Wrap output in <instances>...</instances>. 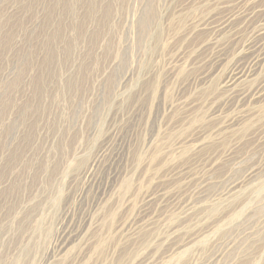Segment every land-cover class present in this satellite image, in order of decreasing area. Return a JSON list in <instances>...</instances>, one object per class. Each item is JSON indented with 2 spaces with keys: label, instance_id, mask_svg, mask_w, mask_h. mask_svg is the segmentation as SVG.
<instances>
[{
  "label": "rangeland",
  "instance_id": "1",
  "mask_svg": "<svg viewBox=\"0 0 264 264\" xmlns=\"http://www.w3.org/2000/svg\"><path fill=\"white\" fill-rule=\"evenodd\" d=\"M262 14L0 0V264H264Z\"/></svg>",
  "mask_w": 264,
  "mask_h": 264
},
{
  "label": "bare ground",
  "instance_id": "2",
  "mask_svg": "<svg viewBox=\"0 0 264 264\" xmlns=\"http://www.w3.org/2000/svg\"><path fill=\"white\" fill-rule=\"evenodd\" d=\"M262 15L264 16V14H262ZM260 19L261 18L259 17V20ZM259 25H260V27L257 30V32H255V30L253 29L252 34L250 36V39L246 45V50L249 54L245 60L246 61L250 60V67L246 70L245 69L246 66L238 65L239 62L243 61V60H239L234 67H231L232 68V72H231L232 75L230 77V82L233 80L240 81V80L245 79L246 77H252L253 75L257 74L258 70H264V21L262 24H259ZM227 26H228V21H226V22L222 21L218 24L216 29H217L218 33H223L228 28ZM216 29H215V31H216ZM228 85H229V83H228Z\"/></svg>",
  "mask_w": 264,
  "mask_h": 264
}]
</instances>
